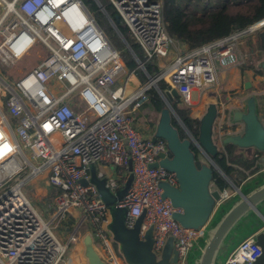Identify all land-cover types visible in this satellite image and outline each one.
Listing matches in <instances>:
<instances>
[{"label": "built area", "instance_id": "obj_1", "mask_svg": "<svg viewBox=\"0 0 264 264\" xmlns=\"http://www.w3.org/2000/svg\"><path fill=\"white\" fill-rule=\"evenodd\" d=\"M96 1L150 80L132 93L127 86L136 71L128 70L122 51L84 0H0V149H5L0 157V264H61L68 251L69 243L55 234L52 219L42 217L25 191L29 181L45 173L58 189L55 217H65L72 208L82 210L95 227L101 255L109 264H123L106 228L110 208L97 197L95 184L82 182L96 163L116 168L117 176L107 182L112 190L133 175L117 206L127 209L128 227L144 214L140 235L144 238L152 228L158 258L172 239L178 264H189V253L205 230L187 227L175 217L182 209L164 196L162 183L178 186L177 174L153 166L159 153L168 151L167 142L145 137L136 113L152 87L164 100L165 92L175 88L181 103L190 104L195 88L214 85L222 69L240 62L238 42L262 28L264 18L182 50L168 31L163 0H107L146 61L168 59L150 75L113 16ZM35 49L46 54L11 79L3 69ZM160 80L167 82L166 90ZM223 130L221 125V135ZM230 184L220 189L217 205L241 187ZM261 253L254 233L232 250L225 264H254Z\"/></svg>", "mask_w": 264, "mask_h": 264}, {"label": "water", "instance_id": "obj_2", "mask_svg": "<svg viewBox=\"0 0 264 264\" xmlns=\"http://www.w3.org/2000/svg\"><path fill=\"white\" fill-rule=\"evenodd\" d=\"M115 19L117 23L120 22L118 15H115ZM258 66L264 69V60ZM250 84L248 81L247 85ZM177 96L179 92L175 88L171 92H165L166 105L161 110V118L153 139H165L168 151L159 153V159L153 166H162L177 174L178 186L162 183L164 196L171 198L173 204L182 209V212L174 214L175 217L187 227H205L193 247L194 255L189 257V264H225L224 258L252 234L249 232L236 244L239 236L250 228L256 231V240L262 249L254 264H264V175L252 185L239 187V191L229 199L227 206H217L220 189L213 188L215 171L218 170L232 182L213 159L220 151V146L214 139L215 123L219 115L218 104L212 102L208 105L200 118L199 135L196 137L185 126L171 103ZM174 117L186 129L189 137H181L179 129L173 123ZM233 120L243 123V132L224 137L223 144L232 143L243 149L259 150L262 152L260 166L264 167V120L258 113L255 95L247 99L246 110L234 111ZM193 144L207 155L209 163L203 162L196 155L192 149ZM132 181L133 175H130L123 185L112 190L107 185L108 178L100 177L94 165L91 166V177L82 180L85 185L90 182L95 184L97 197L109 206V228L114 239L121 245L127 264H178L177 249L171 246L165 248L161 258L157 257L153 250L152 228L146 231L144 238L141 237L144 214L139 217L134 227L127 226V209L118 207L117 204L125 196ZM85 243L89 264H109L95 247L91 235L86 237Z\"/></svg>", "mask_w": 264, "mask_h": 264}, {"label": "crops", "instance_id": "obj_3", "mask_svg": "<svg viewBox=\"0 0 264 264\" xmlns=\"http://www.w3.org/2000/svg\"><path fill=\"white\" fill-rule=\"evenodd\" d=\"M216 2L217 0H213L214 4ZM178 43L182 50L191 49L186 44H183L180 42ZM238 49H239L238 53H239L240 60H241L242 55H244V53L242 49L241 50L240 48ZM252 51H254V49H252ZM172 57H173V54L170 56V59ZM167 60L168 59L163 58V59H158V61L156 62L160 67L161 64L165 65L164 62H166ZM262 60H264V58ZM245 62L246 61H244V63L241 64V61H240L236 65L222 69L219 73V79L217 83L211 86L204 87V88H195L193 92L196 91L197 97L194 99L193 93H192L190 104L185 105L183 103H180V105H184L188 107L192 105H196V107L200 108V111H202V115L206 112L207 107L210 103L212 102L217 103L219 107V115L215 123V128L221 124L224 126V130H223L224 132H222V135L220 134L223 138L228 135L243 132V129H244L243 123L234 122L233 113L236 110H246L244 106L246 105L247 99L251 95L256 96L258 113L260 117L264 120V95H263L264 93V71L257 72L253 66H246L245 68H243ZM252 63L255 64V61H252ZM258 64H257V67L260 68ZM143 72L145 73L144 70ZM137 75L139 76L140 74L136 71L134 76L131 77V80L127 86V93H132L142 83L146 81L145 78L143 77L138 78ZM146 77L148 78L147 74H146ZM248 81H250L251 83L250 85H247ZM164 105H166V102ZM196 116L197 115L193 117L199 119V117H196ZM160 118H161V111H158L152 105V103L147 102L142 107H140V109L136 113V125L145 137L154 138ZM184 130L186 132V137H189V134L185 128ZM241 152H246V153L248 152L247 154H251L252 152H254V148H251V149L244 148L243 149V148L238 147L236 149V153H241ZM203 155L207 157L205 153H203ZM206 159H208V157ZM209 162L210 161L208 159V163ZM94 166H95L96 171L98 172V175L102 173L103 176L107 178L117 176L116 168L112 164L96 163L94 164ZM263 175H264V167L259 165L258 170H256L253 173L248 172L247 176L242 178L241 182L236 185H240L241 187L245 185H248V186L252 185L258 179H261ZM32 180L34 181V184L31 186V189H35V192H33L32 199L38 200L41 203L40 204L41 211L44 212L46 215H49V220L52 219L53 230L55 229V232H56L55 234H57V236L62 241L69 243L68 251L63 261L61 262V264H89L88 258L86 256V243H85L86 237L88 235H91L93 238L95 247L99 251L101 249L100 239L96 235L95 227L92 224L90 217H87L86 214L82 210L77 209V208H72L67 213V215L63 218L55 217V202H56V197L58 194V189L53 187L49 183L47 173L41 174ZM227 181L229 182V187H230L231 181H229L228 179ZM213 188H217L214 180H213ZM26 192L28 196H30V194L32 193L31 190L30 191L27 190ZM229 202L230 200H227L221 205L227 206ZM110 223L107 225L106 228H107V232L109 233L112 244H114L116 243V241L114 239L113 234L110 231V228H109ZM249 232H252V234L256 233V231L254 232L251 228L249 230L246 229V231L239 236L238 240L236 241V244L243 237H245ZM72 236H74V239H71ZM117 246L120 250V256L123 258V264H127L122 254V251H121V245L117 243ZM167 246H171L172 248H175L172 239H168L165 247L163 248L162 254ZM233 247L231 248V250L233 249ZM162 254L159 258L162 257ZM193 255H194V249L192 248L189 253V257ZM226 259L227 258H224V261H226Z\"/></svg>", "mask_w": 264, "mask_h": 264}, {"label": "trees", "instance_id": "obj_4", "mask_svg": "<svg viewBox=\"0 0 264 264\" xmlns=\"http://www.w3.org/2000/svg\"><path fill=\"white\" fill-rule=\"evenodd\" d=\"M84 1L89 6L90 4L96 6L94 0ZM100 1L115 19L116 13L112 10V6L109 2L107 0ZM163 12L167 21L169 33L178 42L186 44L189 48H196L229 35L234 30L245 29L251 24L263 19L264 0H217L215 4L213 0H163ZM117 26L129 41L134 52L144 62L148 73L150 75H156L160 70L157 62L146 61L141 47L130 37L125 25L119 22ZM107 33L114 43L113 37L108 31ZM253 33H256L260 47L264 52V26L246 35L249 38L250 44L252 42L251 38ZM115 46L121 49L122 57L127 68L137 71L141 77L146 79V74L139 67L132 52L128 48H125L124 45L120 46L116 43ZM246 66H253L257 72L264 71V69L258 68L257 64L252 63V61H246L243 68ZM159 86L166 90L167 82L165 80H160ZM148 93L149 100L147 102L152 103L158 111H161L165 106V100L158 90L152 87L149 89ZM171 103L188 130L198 137L200 119L193 117L189 114L188 109L181 107L180 95L175 97ZM173 123L179 129L181 137L185 138L186 132L175 117ZM237 148L238 147L232 143H226L223 147H220L219 153L213 157L216 164L235 184H239L241 179L247 176L248 172L253 173L258 170L260 158L262 156V152L255 148L254 152L251 154H247L248 152L236 153ZM192 149L197 156L200 155L201 151L195 144L192 145ZM213 180L219 189L229 187V182L218 170L215 171Z\"/></svg>", "mask_w": 264, "mask_h": 264}, {"label": "rangeland", "instance_id": "obj_5", "mask_svg": "<svg viewBox=\"0 0 264 264\" xmlns=\"http://www.w3.org/2000/svg\"><path fill=\"white\" fill-rule=\"evenodd\" d=\"M94 2L96 3V6L90 4V8L94 11V14H95L96 18L98 19L99 23L103 27H105V29L107 28L106 30L113 37L115 44L117 43L120 46L124 45L125 48H127V45H126L124 39L120 36V34L115 29V27L112 25L111 21L109 20V18L105 14V12L100 8L98 2L96 0H94ZM252 35L253 36L251 38L252 39L251 44L249 43L250 42L248 40L249 38H246L247 36L243 37L237 44V49L238 48H240V50L242 49V51L244 53V55H242V59L240 60L241 64L244 63V61H255V63L258 64L259 61L263 59L264 52H263L262 48L260 47L259 41L257 39L258 37H257L256 33H253ZM252 49H254V51H252ZM45 54L46 53H45L44 50L35 49L28 56H26L25 58L17 61L13 65V67H10V68L5 67L3 70L5 72H7V75L10 76L11 79H14V78H16L19 75V73L21 71H26L27 69L31 68L36 63H38V61L41 59V57H43ZM125 77H126V75L123 76L122 79L125 78ZM137 77L138 78H142L140 75L139 76L137 75ZM145 80L146 81H150L149 78H147V77H146ZM196 97H197V93L195 91V92H193V98L195 99ZM181 107L184 108V109H188L189 110L188 111L189 114L192 115V116L197 115L196 117H199V119L202 117V111H200V108H197L196 105H192L190 107L181 105ZM244 107L246 109V105ZM221 125H219L216 128H214V139H215V141L218 143V145L220 147H223V142H222L223 137L220 135ZM202 152L203 151H201V153L199 155L200 159L203 162L208 163V159H206L207 157L204 156L203 155L204 152L203 153ZM33 184H34L33 180L29 181L26 184V186H25V191H27V190L30 191L31 190L32 193L30 194L29 197H30L32 203L34 204V206L37 209V211L42 215V217H44V219L49 220V215H46L44 212L41 211V205H40L41 203L38 200H36V199H32L33 198V192H35V189H31V186ZM54 232H55V229H54ZM117 243L118 242L116 241V243L113 244V248H114L115 252L118 254V256H120V250H119V248L117 246Z\"/></svg>", "mask_w": 264, "mask_h": 264}, {"label": "bare ground", "instance_id": "obj_6", "mask_svg": "<svg viewBox=\"0 0 264 264\" xmlns=\"http://www.w3.org/2000/svg\"><path fill=\"white\" fill-rule=\"evenodd\" d=\"M4 152H5V149H0V157H1L2 153H4Z\"/></svg>", "mask_w": 264, "mask_h": 264}]
</instances>
